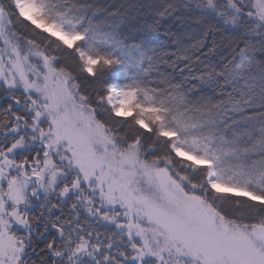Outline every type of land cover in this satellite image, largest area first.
I'll return each mask as SVG.
<instances>
[{
    "label": "snow or ice",
    "instance_id": "1",
    "mask_svg": "<svg viewBox=\"0 0 264 264\" xmlns=\"http://www.w3.org/2000/svg\"><path fill=\"white\" fill-rule=\"evenodd\" d=\"M0 264H264V0H0Z\"/></svg>",
    "mask_w": 264,
    "mask_h": 264
},
{
    "label": "trees",
    "instance_id": "2",
    "mask_svg": "<svg viewBox=\"0 0 264 264\" xmlns=\"http://www.w3.org/2000/svg\"><path fill=\"white\" fill-rule=\"evenodd\" d=\"M132 4H136L137 1L136 0H131ZM94 3L100 4L104 7H107L108 5H115V6H119V5H126V3L122 0H120L118 3L115 4H111L110 2H107L106 0H93ZM146 13H141V18L142 19H146ZM177 21L172 20L169 23L165 24V28L170 29L173 33H175L178 30L177 27ZM168 36L164 34V32L162 31L161 33L158 34V39H157V43H164L166 44V48L165 51L168 52H172L175 50V45L168 43Z\"/></svg>",
    "mask_w": 264,
    "mask_h": 264
},
{
    "label": "rangeland",
    "instance_id": "3",
    "mask_svg": "<svg viewBox=\"0 0 264 264\" xmlns=\"http://www.w3.org/2000/svg\"><path fill=\"white\" fill-rule=\"evenodd\" d=\"M107 2H110L111 4H115V3H118L120 0H106ZM122 1H124L125 3H126V5H129V4H132L131 2V0H122ZM137 1V0H136ZM140 2H142V0H138L137 1V3L136 4H138V3H140ZM134 15H135V13H134ZM146 15V14H145ZM146 18H148L147 17V15H146Z\"/></svg>",
    "mask_w": 264,
    "mask_h": 264
}]
</instances>
